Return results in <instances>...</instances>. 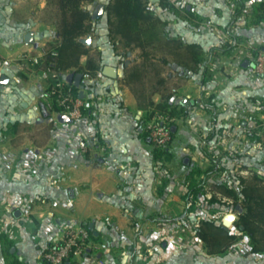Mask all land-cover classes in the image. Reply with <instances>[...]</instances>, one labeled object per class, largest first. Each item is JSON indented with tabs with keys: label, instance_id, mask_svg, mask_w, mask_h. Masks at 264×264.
Returning <instances> with one entry per match:
<instances>
[{
	"label": "crops",
	"instance_id": "0c3cea01",
	"mask_svg": "<svg viewBox=\"0 0 264 264\" xmlns=\"http://www.w3.org/2000/svg\"><path fill=\"white\" fill-rule=\"evenodd\" d=\"M187 1L198 17L187 25V40L203 46L206 80L187 77L186 96L176 98L177 103L188 99L187 138L179 147L174 141L173 158L160 162L107 36L88 35V46L91 54L102 52L103 69L116 67L118 77L103 70L93 78L82 74L78 88L93 109L74 121L49 107L47 72L20 58L22 53L43 57L56 27L32 16L17 18L14 2L0 0V78L9 79L0 84V228L20 260L46 264L47 246L68 227L84 225L95 238L96 257L68 264H264V253H252L248 238L211 253L196 231L202 216L182 219L185 173L212 166L209 154L227 169L211 174V180L257 170L264 176V77L254 72L246 49L264 47V22L253 24L246 10L236 16L238 0ZM39 5L44 9L46 1ZM88 58L83 55L81 64ZM75 72L66 70L62 80L75 83ZM173 131L174 138L182 134L177 124ZM176 160L187 167L174 174ZM231 215L239 217L238 211ZM0 264H6L1 241Z\"/></svg>",
	"mask_w": 264,
	"mask_h": 264
},
{
	"label": "trees",
	"instance_id": "16d2710c",
	"mask_svg": "<svg viewBox=\"0 0 264 264\" xmlns=\"http://www.w3.org/2000/svg\"><path fill=\"white\" fill-rule=\"evenodd\" d=\"M96 0H48L49 13L52 14V23L56 27V38L49 42L43 57L38 58L33 68L47 72L50 84H57L62 78V73L70 68H75V73L89 77L97 76L103 70V54H91L92 46H88L82 38L88 35L107 36L113 51L118 54L120 48L125 51L140 49L141 62L127 67L120 58L124 67L121 81L135 94L139 109L144 112L141 122L145 125V135L148 121L156 114L161 113L169 118H177L187 114V106L174 101V94H164L163 84L165 78L161 76L148 46L160 34L157 32L161 23H167L157 10H162L169 15L187 20V25L194 23L198 18L193 7L176 8L171 0H107L104 15L96 20L88 5ZM249 2V3H248ZM252 14L253 24L264 22V0H238L234 4L235 15L243 11ZM182 12L186 13L182 15ZM196 18V19H195ZM106 22L105 31H98V22ZM167 49L168 54L174 57L173 64L184 71L186 77L201 78L205 83L207 68L205 66L204 49L198 41H188L183 37H167L161 41V46ZM89 55L85 65L81 64V57ZM124 56V55H123ZM163 63H171L167 58ZM158 78L152 85V91L146 89L148 77ZM73 94L80 96L79 88L71 82ZM161 94V100L155 102L154 94ZM84 112L87 114L93 109L90 98L84 99ZM55 111L61 108L54 105ZM176 124H171L173 128ZM173 137L176 132L172 131ZM155 156L160 162H168L173 158L169 148L155 149ZM213 165L208 169L194 166L185 173L184 199L187 206V218L190 213L201 215L196 227L198 237L208 246L211 253H223L233 247L243 238L251 241L252 253H264V176L257 170L251 176L234 174L233 179L228 175L225 180L215 181L209 176L216 171L224 172L226 167L221 164L216 166L219 159L214 153L209 154ZM183 166L187 167L185 162ZM163 166V165H162ZM228 199V200H227ZM231 200V202H229ZM238 211V219L231 225L224 224V214ZM208 215L215 216V219ZM238 230L240 234L236 233ZM91 232V231H90ZM91 235L93 236L92 232ZM94 238V236H93ZM95 239V238H94ZM0 241L6 264H28L20 260L12 252L14 243L5 233H0ZM69 263H72L71 261ZM68 264V263H65Z\"/></svg>",
	"mask_w": 264,
	"mask_h": 264
},
{
	"label": "built area",
	"instance_id": "2783aa9c",
	"mask_svg": "<svg viewBox=\"0 0 264 264\" xmlns=\"http://www.w3.org/2000/svg\"><path fill=\"white\" fill-rule=\"evenodd\" d=\"M246 49L251 54L254 72L264 77V47L247 44ZM20 58L33 66L40 57L22 53ZM70 85L71 83L61 79L57 84H50L47 87L45 96L51 109L56 105L61 108L60 112L70 119L82 120L85 117L83 110L85 101L73 94ZM258 104L261 102L258 101ZM169 121V117L156 114L148 123L149 137L158 149H166L173 144V128L170 127ZM189 205L191 202L187 203V206ZM231 213H225L223 219ZM96 254V242L89 229L84 225H76L68 227L59 240L49 244L43 252L42 259L46 264H65L83 257H96Z\"/></svg>",
	"mask_w": 264,
	"mask_h": 264
},
{
	"label": "rangeland",
	"instance_id": "374dc122",
	"mask_svg": "<svg viewBox=\"0 0 264 264\" xmlns=\"http://www.w3.org/2000/svg\"><path fill=\"white\" fill-rule=\"evenodd\" d=\"M41 1L43 0H12V2H14V6H13L14 13L13 14L16 15L17 18H19V16H27V19H28L30 16H32V18L35 17L34 19L38 18V19L43 20L45 23H49L50 25H53L52 18H51L52 14L49 13L51 9L48 6V0H45L46 7H44V9L42 10L39 5ZM171 1L175 4L176 8H183V7L187 8V4H189L187 3L188 2L187 0H171ZM106 2L107 0H96L94 3L88 5L89 8L92 10L94 17L96 13L98 12V10L102 6L103 7L105 6ZM157 11L163 16V18L167 21V23H164V24L161 23L159 25L157 32L160 35L154 39L153 44L148 46V50L150 53H152V56L154 57L156 63H158V68L161 69L162 78H165V84H163L162 86L164 94H169V93L174 94V101L176 102L177 97L179 96L184 97V95L186 96L187 94V77L184 75V71H182V69H179L178 66L173 64L174 57L168 54L166 48L160 47V46H161V41H165L167 37L169 36L183 37L187 39V20H184L182 18L183 16L177 17V16L169 15L168 13L162 10H157ZM103 15H104V10H103L102 16ZM182 15L186 16V13L182 12ZM102 21H103L102 23L98 22L99 25H97L98 31H101V32L105 31L106 29V22L104 19ZM21 22H26V21L22 20ZM140 54H141L140 49L125 51L123 48H120L118 52V55L120 56L119 61H120V58L121 59L123 58V62L127 64L126 66L131 67L137 62H141L142 59L140 58ZM163 58H167L169 62L171 63H163L161 61ZM31 68H33V66H31ZM157 80L158 78L157 77L154 78L152 77V75H150V77L147 78L146 89L148 92L152 91L153 89L152 85ZM153 98L155 102H159L161 100V94L159 93L154 94ZM156 114L167 116L161 113H156ZM169 122L171 124L172 123L177 124L181 130L182 134L180 135L181 137L179 136L180 138L173 137V143L174 141H176V145L177 147H179L183 143V139L185 140L187 138V114H184L177 118H170ZM148 123H147V126H148ZM185 156H187V153L186 155L185 154L179 155L180 158L185 157ZM175 162L176 164L173 165L174 168L172 169L174 170V174L177 173L179 169H182L184 167L182 166V161L176 160ZM186 171H187V168H184L183 175ZM169 172L171 171L167 169V174H169ZM182 182L183 181H181V183ZM1 232L3 233V230L0 228V233Z\"/></svg>",
	"mask_w": 264,
	"mask_h": 264
},
{
	"label": "water",
	"instance_id": "95a60500",
	"mask_svg": "<svg viewBox=\"0 0 264 264\" xmlns=\"http://www.w3.org/2000/svg\"><path fill=\"white\" fill-rule=\"evenodd\" d=\"M103 10H104V7L102 6L98 10V12L96 13V15H95V18L96 19H99L102 16ZM25 38H26V40L28 42H30V41H32L33 34L31 32H28L26 34ZM82 41L84 43H86L87 45H90L91 44V36H87V38L82 39ZM248 64H249V60L246 59L244 61V63H243V66H247ZM252 65L254 66V64H252ZM103 74H105L106 76L111 77V78H117L118 77V69L116 67H114V66L106 65L104 67V69H103ZM82 78H83V75L82 74H77L76 75V77H75V85L77 87H83V85H82ZM8 81H9V79L5 75L0 78V84L6 85V84H8ZM83 93H84L83 90L80 91V97H82V98L84 97V94ZM182 103L187 106L188 99L185 98L182 101ZM186 161H187V159H186ZM230 217H231V219H229ZM234 222H235V216L234 215L229 214V215H227L224 218V224L227 225V226H231ZM91 228H92V226H91ZM14 251H15V247L12 248V252H14Z\"/></svg>",
	"mask_w": 264,
	"mask_h": 264
},
{
	"label": "snow or ice",
	"instance_id": "6c2138e0",
	"mask_svg": "<svg viewBox=\"0 0 264 264\" xmlns=\"http://www.w3.org/2000/svg\"><path fill=\"white\" fill-rule=\"evenodd\" d=\"M229 219H231V217Z\"/></svg>",
	"mask_w": 264,
	"mask_h": 264
}]
</instances>
